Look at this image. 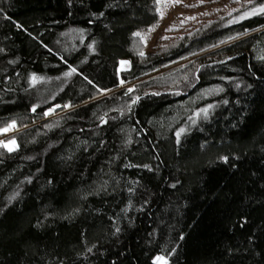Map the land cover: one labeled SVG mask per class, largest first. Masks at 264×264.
I'll return each mask as SVG.
<instances>
[{
  "label": "trees",
  "instance_id": "obj_1",
  "mask_svg": "<svg viewBox=\"0 0 264 264\" xmlns=\"http://www.w3.org/2000/svg\"><path fill=\"white\" fill-rule=\"evenodd\" d=\"M261 7L145 53L156 0H0V264H264Z\"/></svg>",
  "mask_w": 264,
  "mask_h": 264
},
{
  "label": "rangeland",
  "instance_id": "obj_2",
  "mask_svg": "<svg viewBox=\"0 0 264 264\" xmlns=\"http://www.w3.org/2000/svg\"><path fill=\"white\" fill-rule=\"evenodd\" d=\"M253 2L254 0H156L158 22L146 30L137 32L136 36L143 43L145 53H150L205 23L245 9ZM128 69L129 63L121 61L118 70ZM15 133V127L10 125L3 130V136L0 137V145L8 151L16 147V142L8 139ZM156 263L164 264L161 259Z\"/></svg>",
  "mask_w": 264,
  "mask_h": 264
},
{
  "label": "snow or ice",
  "instance_id": "obj_3",
  "mask_svg": "<svg viewBox=\"0 0 264 264\" xmlns=\"http://www.w3.org/2000/svg\"><path fill=\"white\" fill-rule=\"evenodd\" d=\"M258 11H260V12H264V7L259 8ZM252 14H253V15L256 14V10H253ZM137 35H139V34H137ZM72 71L74 72L75 69H72ZM70 74H71V73H67L66 75H70ZM34 79H35V78H34ZM205 111H206V110H205ZM181 131H183V130H181ZM10 150H11V149H10ZM158 259H160V258H158Z\"/></svg>",
  "mask_w": 264,
  "mask_h": 264
},
{
  "label": "water",
  "instance_id": "obj_4",
  "mask_svg": "<svg viewBox=\"0 0 264 264\" xmlns=\"http://www.w3.org/2000/svg\"><path fill=\"white\" fill-rule=\"evenodd\" d=\"M157 261H158V257H155L153 263H156Z\"/></svg>",
  "mask_w": 264,
  "mask_h": 264
}]
</instances>
